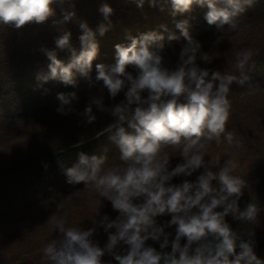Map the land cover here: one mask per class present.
Segmentation results:
<instances>
[{"label": "clouds", "instance_id": "clouds-1", "mask_svg": "<svg viewBox=\"0 0 264 264\" xmlns=\"http://www.w3.org/2000/svg\"><path fill=\"white\" fill-rule=\"evenodd\" d=\"M56 2L0 0V23L13 24L17 29L30 22L44 23L55 15L52 5ZM135 2L143 7L145 0ZM149 2L152 6L156 4V0ZM194 3L207 6L205 20L210 26L223 30L227 25L235 30L239 17L254 0H171L173 14L190 11ZM99 11L106 21L113 13L108 4H103ZM73 15L64 12V21ZM80 28L82 49L78 54L71 49L70 32L55 40L57 48L72 51L67 65L57 58L55 51L45 50L51 61L49 74L42 77L45 82L52 79L75 85L77 73L88 77L98 44L95 32L86 22H81ZM176 28L186 43L174 68L166 66L159 51L150 50L151 45L164 48L165 36L157 32L131 38L128 46L117 44L114 66L96 65V80L103 82L109 97L115 99L123 92L125 100L106 109L102 96L93 98L79 115L91 124L96 120L93 105L98 111L111 112L115 124L97 137L104 132L109 134L108 139L120 150L122 163L105 167L106 156L79 152L71 167L60 166L67 183L90 186L100 198L110 201L119 214L115 219L104 215L98 222L93 220L108 234L104 247L92 239L95 227L83 230L69 226L66 216L52 215L49 220L60 236L45 245L46 264H104L105 254L113 256L118 264H264L255 255L251 240L241 239L226 221L231 215L235 220L255 223L260 211L255 202L243 209L239 206L247 183L236 174V160L231 155L222 163L219 156L205 159L207 145L213 141L219 145L222 137L229 145L240 146L234 134L226 130L232 108L228 97L234 82L243 86L249 81L254 53L249 48L235 52L238 75L202 68L197 60L208 63L209 55L190 35L189 22L179 21ZM98 31L103 35L107 31L105 24ZM167 39L180 37L169 34ZM129 65L134 67L135 74L126 70ZM181 98L185 102H180ZM57 99L59 114L67 116L76 111L75 92L59 93ZM169 147L179 149L182 157L174 168L165 151ZM200 169L203 171L194 182L185 179L179 184L172 183L174 177H191ZM94 214L100 215L98 208ZM160 216L171 219L160 225L157 222ZM172 226L175 238L170 240L171 233L165 229ZM185 238L182 246L181 240ZM150 239L159 242L161 250L170 245L171 251H157L146 245ZM121 245L127 246L123 254L119 251Z\"/></svg>", "mask_w": 264, "mask_h": 264}, {"label": "trees", "instance_id": "trees-1", "mask_svg": "<svg viewBox=\"0 0 264 264\" xmlns=\"http://www.w3.org/2000/svg\"><path fill=\"white\" fill-rule=\"evenodd\" d=\"M103 4L113 9L107 21L99 11ZM52 7L55 15L44 23L30 22L19 29L13 24L0 23V264H46L43 249L51 239L60 236L49 220L54 214L66 216L69 226L83 230L95 227L92 239L104 247L108 234L93 220L98 222L104 215L115 219L119 213L90 186L67 183L60 165L71 167L77 162L79 152L106 156L105 167L122 163L120 150L108 139L109 134L104 132L97 137L115 124L116 118L111 112L98 111L93 105L96 120L91 124L79 115L93 98L102 96L106 109L125 100L123 92L115 99L109 97L103 82L96 80V65L114 66L117 44L128 46L131 38L157 32L165 36L164 48L151 45L150 50L159 51L166 66L174 68L186 43L176 23L184 20L189 22L190 35L209 55L208 63L197 60L202 68L238 75L235 52L249 48L254 53L249 81L243 86L234 82L228 97L232 108L226 130L234 134L240 146L229 145L222 137L219 145L214 141L207 145L205 159L219 156L222 163L231 155L236 160V174L247 183L239 206L243 209L255 202L260 211L255 223L235 220L231 215L226 221L241 239L251 240L255 255L264 262V0H254L246 8L235 30L227 25L223 30L210 26L205 20L207 6L197 3L190 11L175 14L171 0H156L155 6L145 0L143 7H138L135 0H57ZM64 12L74 15L64 21ZM81 22H86L95 32L98 44V54L88 77L77 73L75 85L52 79L45 82L42 77L49 74L51 63L45 50L55 51L57 58L67 65L72 51L57 48L55 40L70 32L71 49L78 54L82 49ZM101 24L107 27L103 35L98 31ZM169 34L180 39L169 41ZM126 70L135 74L131 65ZM71 92L78 97L73 102L76 111L61 115L56 111L57 95ZM180 102L185 101L181 98ZM165 151L172 168L182 162L179 149L169 147ZM202 171L191 177H174L172 183L179 184L185 179L194 182ZM97 208L99 216L94 214ZM170 219V216H160L157 222L163 225ZM165 231L171 233L170 240L175 238V226ZM185 243L186 238L181 240L182 246ZM146 245L157 251H171L170 245L161 250L159 242L151 239ZM126 247L120 246L121 254ZM236 251L240 249L237 247ZM102 260L104 264H118L109 254Z\"/></svg>", "mask_w": 264, "mask_h": 264}]
</instances>
